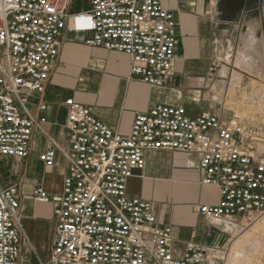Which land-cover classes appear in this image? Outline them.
I'll return each instance as SVG.
<instances>
[{
  "label": "built area",
  "instance_id": "built-area-1",
  "mask_svg": "<svg viewBox=\"0 0 264 264\" xmlns=\"http://www.w3.org/2000/svg\"><path fill=\"white\" fill-rule=\"evenodd\" d=\"M165 0H0V156L26 158L33 132L45 118L39 99L65 30L88 33L86 46L129 57V74L160 86L173 74L176 22ZM36 95L38 115L28 109ZM67 107L62 150L67 161L61 191L41 185L32 199L49 203L55 226L45 259L26 260L16 184H0V264H212L222 259L221 233L211 244L189 242L175 257L171 229L156 224L152 202L126 193L144 166L146 150L195 153L200 184L218 190L214 203L193 205L209 218L232 221L264 215L261 137L239 114L189 116L182 104L154 103L138 112L128 135L98 119L74 98ZM58 145L39 160L52 166ZM222 232L225 229L221 230ZM29 242V240H27Z\"/></svg>",
  "mask_w": 264,
  "mask_h": 264
},
{
  "label": "crops",
  "instance_id": "crops-1",
  "mask_svg": "<svg viewBox=\"0 0 264 264\" xmlns=\"http://www.w3.org/2000/svg\"><path fill=\"white\" fill-rule=\"evenodd\" d=\"M219 2L220 0L164 1V6L174 13L177 38L174 74L160 86L146 84L131 76L129 57L125 53L84 45L82 40L88 33L69 30L62 33L53 70L39 97L46 104V108L39 114L45 120L32 134L29 154L23 159L0 156V164L6 169L0 172V184H16L18 187L22 245L26 260L35 261L36 256L46 258L53 240L55 220L52 207L49 203L34 201L32 193L38 185L43 186L50 194L61 191L67 166L61 150L67 147L66 98L72 97L80 104L92 108L98 119L126 136L130 132L134 116L157 102L182 104L189 116L210 112L211 105L199 103L201 100L217 102L221 99L222 92L218 88L221 86L220 80L223 81L227 73V64L221 66L214 57V33L217 29L224 35L221 41L224 45L228 41L227 33L231 30L230 42L235 48L243 43L244 32L247 35L255 33L257 42L253 50L259 54L264 52L261 48L264 46L261 0L235 2L230 17H224L220 13ZM242 57L243 55L236 57V61ZM247 58L246 68L259 70L261 74L264 59L259 56L258 64L251 57ZM243 73L251 76V71ZM243 79L232 77V84H239ZM189 88L204 89L206 94L203 98L199 97L200 92H194L193 89L190 92ZM184 89L188 91L185 92ZM209 92L213 95L212 100ZM28 100L29 111L38 115L36 95L30 96ZM225 105L226 102L221 109ZM51 140L59 148L55 151L53 165L46 166L38 156L50 145ZM198 159L199 156L195 153L146 150L144 166L136 169L126 183V193L129 196H138L152 202L156 224L170 227L175 257L182 256L184 247L189 242L211 244L217 234L225 233L221 230L214 231L210 227L211 223L220 222L219 219L198 215L192 209L195 204L214 203L219 197L216 188L200 184Z\"/></svg>",
  "mask_w": 264,
  "mask_h": 264
},
{
  "label": "rangeland",
  "instance_id": "rangeland-1",
  "mask_svg": "<svg viewBox=\"0 0 264 264\" xmlns=\"http://www.w3.org/2000/svg\"><path fill=\"white\" fill-rule=\"evenodd\" d=\"M261 4V12L264 13V0H261ZM219 7L220 13H222L221 6L219 5ZM230 16L231 15H229V17ZM214 34L216 35V49L214 52L215 60L217 59L216 61H218L221 66L227 64L225 79L223 81L219 79L221 81V86L218 90L222 92V96L220 95L222 101H220L221 99L217 102L201 100L199 104L211 105L212 109L210 112H215L217 110L225 115H230L232 113L239 114L261 137V139H259L260 141L258 144L256 143L255 146L260 150H264V146L259 148V144L264 145V69H261V74H259V70L256 69L248 70V68H246L247 63L242 60L244 57H251L254 63L257 61L259 64L258 58L261 56L262 59H264V52L259 54L253 49L249 51L245 47H242L243 43L235 48L230 42V29L227 33L228 41L226 45L221 42L223 34L220 33L218 29ZM242 36L246 37L247 34L244 32ZM261 48L263 50L264 46ZM238 50L242 51L243 57L236 61L238 58ZM244 71H251V76L243 73ZM236 76L243 77L244 79L242 82L240 81L239 84H232V77ZM190 89H193L194 92H200L199 97L202 98L206 94V90L204 89L196 90L195 88H189L188 90ZM188 90H185V92ZM190 92L193 91L190 90ZM209 94V98L212 100L213 95L211 92H209ZM197 98L198 95L196 99ZM224 102H226L225 108L221 109ZM4 170H6L5 166L2 167V164H0V172H3ZM226 222L233 228L225 229ZM232 223H234L235 226ZM210 227L214 231L223 229L228 230L225 233H221L222 240H219L224 247L223 257L222 259H214L215 261L212 264H229L230 257L234 253L237 255L235 264H264V215L259 216L255 220L237 218L234 219L233 222H213L210 224ZM249 244H251L250 246L252 247H249ZM42 259H45V257Z\"/></svg>",
  "mask_w": 264,
  "mask_h": 264
},
{
  "label": "flooded vegetation",
  "instance_id": "flooded-vegetation-1",
  "mask_svg": "<svg viewBox=\"0 0 264 264\" xmlns=\"http://www.w3.org/2000/svg\"><path fill=\"white\" fill-rule=\"evenodd\" d=\"M240 1L243 3H247L248 1L251 0H220L219 5L221 6L222 14H224V17L225 16L229 17V15H231L234 11V7H235L234 3Z\"/></svg>",
  "mask_w": 264,
  "mask_h": 264
},
{
  "label": "clouds",
  "instance_id": "clouds-1",
  "mask_svg": "<svg viewBox=\"0 0 264 264\" xmlns=\"http://www.w3.org/2000/svg\"><path fill=\"white\" fill-rule=\"evenodd\" d=\"M256 37H255V33H250L248 34L244 40H243V46L248 49L249 51H251L255 45H256ZM243 62L247 63L249 58L244 57L242 58Z\"/></svg>",
  "mask_w": 264,
  "mask_h": 264
},
{
  "label": "bare ground",
  "instance_id": "bare-ground-1",
  "mask_svg": "<svg viewBox=\"0 0 264 264\" xmlns=\"http://www.w3.org/2000/svg\"><path fill=\"white\" fill-rule=\"evenodd\" d=\"M224 36V35H223ZM242 47H244V46H242ZM240 49V48H239ZM239 51V50H238ZM242 56V51H239L238 53H237V57H241ZM235 84H237V82H234ZM261 145V146H260ZM262 146H264V145H262V144H259V148H261ZM214 220H216V219H214ZM221 221V220H220ZM226 221H228V220H226ZM233 225H234V223H232ZM226 227H225V229L227 228V229H232L233 227H231L230 225H228L227 224V222H226ZM235 226V225H234ZM251 244H249V247H252V246H250ZM252 245H254V244H252ZM236 253H234L233 255H231V257H230V263L229 264H235V260H236Z\"/></svg>",
  "mask_w": 264,
  "mask_h": 264
}]
</instances>
